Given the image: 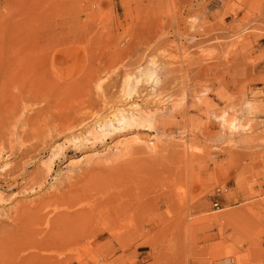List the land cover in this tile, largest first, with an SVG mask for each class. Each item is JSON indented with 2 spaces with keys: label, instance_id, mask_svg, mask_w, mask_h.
Listing matches in <instances>:
<instances>
[{
  "label": "rangeland",
  "instance_id": "374dc122",
  "mask_svg": "<svg viewBox=\"0 0 264 264\" xmlns=\"http://www.w3.org/2000/svg\"><path fill=\"white\" fill-rule=\"evenodd\" d=\"M9 119L1 165L53 170L0 219L65 211L1 230L0 264H264V0H0Z\"/></svg>",
  "mask_w": 264,
  "mask_h": 264
},
{
  "label": "bare ground",
  "instance_id": "6f19581e",
  "mask_svg": "<svg viewBox=\"0 0 264 264\" xmlns=\"http://www.w3.org/2000/svg\"><path fill=\"white\" fill-rule=\"evenodd\" d=\"M99 80H101V79H98V82L96 83V88L100 89L101 83L103 81L102 80L99 81ZM97 91H99V90H97ZM28 101H29V99H28ZM22 104L23 103L21 102L20 105H22ZM20 105H18V107ZM132 107H136V105L131 106V104H130V105H128L127 109L132 108ZM22 110H24V109H22ZM15 111H19V108H17ZM14 114H15V112H14ZM22 114L25 115L26 113H22ZM51 114H52V118H49L51 120L50 121L48 120V123H46V124H48V128H50V130H48V133L50 131H52V133H54V135H55V134H58L59 132H63L65 130L72 128L73 124H72L71 120L68 118L69 116L67 115L69 113H67L66 115H64V114L60 115V113H59V115H54L53 113H51ZM29 116H27V117H29ZM49 117H51V116H49ZM25 118H26V116H25ZM25 118H24V121L25 120L28 121V119H25ZM139 118H143V116L127 115V114H125V110L123 107H116L115 109H112L110 111V114L108 117H106L102 120L98 119V120H96V122L100 127L102 125L103 126L109 125V127H110L113 125L114 122L119 123V125L120 124H126V123L132 124L133 122H135ZM14 120H12V121L16 123V121H14ZM12 121H11V119H9L5 125L0 126V159H2V157H3L2 155H3L5 147H6L5 144L9 143V145H10L11 141L13 140L12 136L14 134V131L12 128V126H13ZM106 133H108V132H106ZM106 133H104V134H106ZM23 135H24V132L21 131V132L17 133V138L19 140H23V138H24ZM54 135H50V133H49L50 140H51V137L54 138ZM46 143H47L46 140L42 141L43 147H46ZM8 149H11V150L14 149L13 144H11L10 148H8ZM31 149H32L31 147H25L21 150H18L17 152H12L11 150H9V151L11 153L18 154V156H20V157H26V156H28ZM59 150H62V149H59ZM34 159L35 158H32V156H31V157H29V160L23 161L22 163L18 162V163L13 164V165L8 164V163H4L3 165H1V162H0V190L2 191V192H0V201H3L5 199V197H4L5 195H3V194L6 191L8 193H12L14 195L16 193H18V194L19 193H30L34 190L42 189V186L44 185V183L46 181V177L48 176V173L53 170V165L50 162L45 163L44 169L40 168L39 170L26 175V168L35 163ZM25 175H26V177H25ZM20 180L23 182H21ZM19 181L21 183H19ZM20 184H22V185H20ZM70 186H71V184H67V187H64V190ZM53 205H55V206L48 208L45 211H41V209H42L41 208L40 210H38L34 214L23 212L17 218L7 217L6 220L0 219V231L11 229L10 224H18L22 229H24L25 231H29L30 233L31 232H34V233L45 232L49 229L50 225L58 217V215L60 213H62L63 211H65V209H63L60 206V204H53ZM4 223H7V224H4ZM30 247H34V246H30ZM35 256H36V254H35V252H33L31 255H29V259H34Z\"/></svg>",
  "mask_w": 264,
  "mask_h": 264
}]
</instances>
